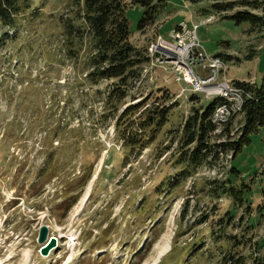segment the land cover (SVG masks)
Listing matches in <instances>:
<instances>
[{"label": "rangeland", "instance_id": "obj_1", "mask_svg": "<svg viewBox=\"0 0 264 264\" xmlns=\"http://www.w3.org/2000/svg\"><path fill=\"white\" fill-rule=\"evenodd\" d=\"M246 1L153 0L156 18L139 30L144 9L128 5L142 63L125 86L89 76L97 58L82 0L27 2L0 43V264H264V123L233 159L191 167L183 125L209 101L147 51L198 25L201 47L225 63L219 80L260 87L264 22L229 19L264 21V0ZM243 124L240 113L209 145L237 141ZM41 226L57 240L46 256Z\"/></svg>", "mask_w": 264, "mask_h": 264}, {"label": "trees", "instance_id": "obj_2", "mask_svg": "<svg viewBox=\"0 0 264 264\" xmlns=\"http://www.w3.org/2000/svg\"><path fill=\"white\" fill-rule=\"evenodd\" d=\"M28 1L0 0V28H4L0 36V43L7 41L9 36L6 29L15 28L18 15L28 8ZM255 1L259 2V0ZM250 2L251 0H247L246 3L240 4L248 6ZM82 3L84 9L83 19L94 41L97 58L93 60V72L89 73V76H95V79H118V84L125 86L128 79L136 77L132 68L141 64L142 61L136 58L138 55L135 48L129 43L130 32L124 12L128 5L141 6L144 11L137 28L138 30L142 29L152 24L156 18L157 9L153 5V0H82ZM229 19L236 25L249 23L250 25L258 24L262 26L264 22L263 18L257 15L240 11L230 16ZM94 66L98 69H95ZM237 84L239 83L237 82ZM241 85L243 86V84ZM245 90L248 93V97L242 109L244 124L237 141L219 142L213 145L208 143L209 135H212L213 131L210 116L214 106L219 102L218 98L210 101L205 109L201 112L196 111L185 121L181 148H189V146L193 145L189 157L185 158L191 167L200 166L208 158L215 160L220 154L228 152H231V159H233L242 145L249 142V135L256 132L258 127L264 123V82L260 87H247ZM227 125L224 127L222 136L227 131ZM222 136L220 135V137ZM43 170H40V176ZM232 170L238 172L235 169ZM162 185L159 188L160 191ZM228 192H231V196L241 201L242 197L240 194L242 191L240 189L233 191L231 188ZM260 194L264 201V187L261 189Z\"/></svg>", "mask_w": 264, "mask_h": 264}, {"label": "built area", "instance_id": "obj_3", "mask_svg": "<svg viewBox=\"0 0 264 264\" xmlns=\"http://www.w3.org/2000/svg\"><path fill=\"white\" fill-rule=\"evenodd\" d=\"M205 21L210 22L211 18ZM197 28L198 25L188 29L184 26L167 38L159 36L157 43H149V63H171L170 70L166 72L176 76L175 82L182 81L190 87L192 95L201 94L209 102L219 99L211 113L210 122L213 125L212 135L220 137L225 125L242 113L248 93L241 85L224 77L219 80V75H224L225 63L218 56L207 55L196 36ZM228 159L231 160V154Z\"/></svg>", "mask_w": 264, "mask_h": 264}, {"label": "water", "instance_id": "obj_4", "mask_svg": "<svg viewBox=\"0 0 264 264\" xmlns=\"http://www.w3.org/2000/svg\"><path fill=\"white\" fill-rule=\"evenodd\" d=\"M48 237V228L46 226H41L38 231V243L42 244L39 248V253L42 256L48 255L50 250H52L57 245V240L55 237Z\"/></svg>", "mask_w": 264, "mask_h": 264}]
</instances>
